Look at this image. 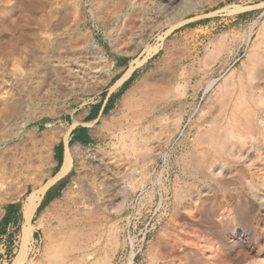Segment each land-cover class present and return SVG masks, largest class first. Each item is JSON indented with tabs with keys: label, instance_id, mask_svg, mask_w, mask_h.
I'll list each match as a JSON object with an SVG mask.
<instances>
[{
	"label": "rangeland",
	"instance_id": "obj_1",
	"mask_svg": "<svg viewBox=\"0 0 264 264\" xmlns=\"http://www.w3.org/2000/svg\"><path fill=\"white\" fill-rule=\"evenodd\" d=\"M167 1L0 0V205L23 203L10 264L24 246L29 195L56 175L67 123L130 78L97 139L66 150L74 169L31 216L23 264H105V254L108 264H264V204L195 180L189 163V142L240 70L248 44L232 55L258 32L264 0ZM260 148L246 169L255 181L264 180ZM198 185L218 198L186 212L181 192ZM98 240L89 258L77 251Z\"/></svg>",
	"mask_w": 264,
	"mask_h": 264
},
{
	"label": "bare ground",
	"instance_id": "obj_2",
	"mask_svg": "<svg viewBox=\"0 0 264 264\" xmlns=\"http://www.w3.org/2000/svg\"><path fill=\"white\" fill-rule=\"evenodd\" d=\"M172 2V0L167 1L168 4H172ZM253 33L254 30L251 29L244 37V42L236 47L232 55L233 60L238 56L242 45L248 44L242 66L239 71L232 72L223 80V88L214 114L201 124V129L193 135L189 142L191 149L189 163L192 167L190 170L195 173L193 176L195 180L214 182L217 185L216 189L225 194L232 189L240 191L237 196L245 194L251 201L257 200L258 203L264 204V194L257 192L258 189L264 187V180L255 181L252 176L249 177L246 173V169L259 158L260 154L257 155V153L262 149L260 145L264 144V20L261 22L258 32L255 35ZM213 82L214 79L209 80L208 89L212 87ZM71 168L72 155L66 151L63 164L54 178L41 190L29 195L25 206L28 227L23 232L24 246L12 264H23L25 260V244L28 243L34 230L30 218L38 208L42 195L50 185L66 176ZM192 189H187L183 193L180 191L181 196L185 197L184 211L186 212H190L192 206L195 210L202 212L204 201L208 200L214 203L218 198L214 187L198 185L194 190ZM239 200L243 206L245 198L239 197ZM196 203H198L197 206ZM212 211L211 213H214L215 209ZM211 213L206 214L207 224L215 229L216 225ZM240 217L244 219L247 214L240 215ZM92 247L100 248V240L91 246H82L77 251H81L82 257L89 258L92 255L89 252ZM105 255L104 263L108 264L111 257ZM58 263L60 262L58 261Z\"/></svg>",
	"mask_w": 264,
	"mask_h": 264
},
{
	"label": "crops",
	"instance_id": "obj_3",
	"mask_svg": "<svg viewBox=\"0 0 264 264\" xmlns=\"http://www.w3.org/2000/svg\"><path fill=\"white\" fill-rule=\"evenodd\" d=\"M127 82L128 79L115 88H113V86L105 94H102L98 100L93 102V104L75 112L73 118L70 119L71 121L67 123V135L64 134L59 143L54 147L52 156L54 169L51 176H54L60 170L59 168H61L63 164L66 150H70L72 147L77 148L89 145L97 139L99 124H101L102 120L111 112L117 93L123 90ZM73 169L72 165L68 175L57 180L47 188L39 203V206L44 204V208L38 210V206L34 216L39 214L52 201L58 198L59 194L66 187ZM22 205L23 203L20 200H16L7 205H0V236L6 235L12 231H16L19 234L20 222L22 221L23 224Z\"/></svg>",
	"mask_w": 264,
	"mask_h": 264
},
{
	"label": "built area",
	"instance_id": "obj_4",
	"mask_svg": "<svg viewBox=\"0 0 264 264\" xmlns=\"http://www.w3.org/2000/svg\"><path fill=\"white\" fill-rule=\"evenodd\" d=\"M19 235L12 231L0 236V264H10L16 255Z\"/></svg>",
	"mask_w": 264,
	"mask_h": 264
},
{
	"label": "trees",
	"instance_id": "obj_5",
	"mask_svg": "<svg viewBox=\"0 0 264 264\" xmlns=\"http://www.w3.org/2000/svg\"><path fill=\"white\" fill-rule=\"evenodd\" d=\"M131 80V78L128 80V81H130ZM44 208V204H41L40 206H39V208H38V210H41V209H43Z\"/></svg>",
	"mask_w": 264,
	"mask_h": 264
}]
</instances>
